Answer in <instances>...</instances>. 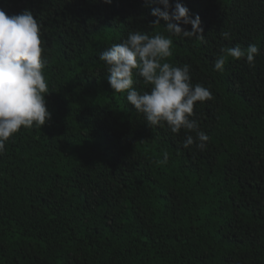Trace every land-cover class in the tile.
I'll return each mask as SVG.
<instances>
[{
	"label": "trees",
	"instance_id": "obj_1",
	"mask_svg": "<svg viewBox=\"0 0 264 264\" xmlns=\"http://www.w3.org/2000/svg\"><path fill=\"white\" fill-rule=\"evenodd\" d=\"M169 2L204 30L203 44L173 37L168 58L214 97L194 107L203 151L182 147L184 130L148 126L99 60L130 31L167 35L163 20L150 26L163 5L0 0L6 15L29 10L42 25L51 113L0 156V264H264V0ZM250 44L255 68L228 58L214 70L221 48Z\"/></svg>",
	"mask_w": 264,
	"mask_h": 264
},
{
	"label": "clouds",
	"instance_id": "obj_2",
	"mask_svg": "<svg viewBox=\"0 0 264 264\" xmlns=\"http://www.w3.org/2000/svg\"><path fill=\"white\" fill-rule=\"evenodd\" d=\"M110 4L112 0H102ZM163 10L153 8L156 19L151 27L165 22L164 33L130 31L127 39L114 43L99 54L108 74V84L113 92L126 93V100L138 113L143 114L148 126H167L171 133H186L182 147L195 145L197 150L207 148L209 136L200 130L193 118L197 102L214 99L209 88L193 85L189 64L175 66L168 62L173 52V37L195 39L205 43L200 17L194 18L181 3L174 7L169 0H155ZM171 9V13L169 12ZM181 25H190L191 30ZM42 25L29 10L8 16L0 10V156L6 152L7 142L21 128H41L51 118L46 108L45 96L50 92L44 76L46 60L42 40ZM222 39H231L229 32L220 33ZM222 55L214 61V70L223 72L228 58L243 59L250 68H255L259 55L256 44L246 49L240 46L221 48ZM142 83L148 90H137ZM192 133L194 135H187ZM169 154L157 164L166 165Z\"/></svg>",
	"mask_w": 264,
	"mask_h": 264
}]
</instances>
